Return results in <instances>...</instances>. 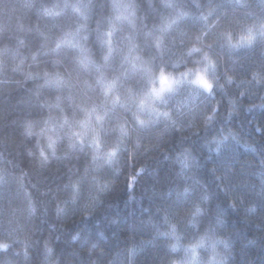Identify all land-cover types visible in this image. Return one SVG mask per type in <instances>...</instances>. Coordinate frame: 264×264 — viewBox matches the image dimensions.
I'll return each mask as SVG.
<instances>
[{
  "label": "clouds",
  "instance_id": "obj_1",
  "mask_svg": "<svg viewBox=\"0 0 264 264\" xmlns=\"http://www.w3.org/2000/svg\"><path fill=\"white\" fill-rule=\"evenodd\" d=\"M259 3V12L250 11V4L239 8L243 19L235 25L210 20L213 14L201 11L195 16L203 23L201 31L183 42V50L174 51L173 33L194 16L180 0H0V103L10 105L5 127L17 134L14 144L29 164L18 179L54 164L68 168L59 189L63 198L41 193L38 202L26 200L25 210L35 216L38 204L50 197L61 217L86 197L90 204L80 211L89 215L115 183L106 173L119 174L125 160L159 148L168 133L189 140L213 127L221 115L218 95L240 84L220 72L223 58L206 46L202 33L214 35L227 53L248 47L241 37L249 35V28L253 44L264 41L259 27L264 0ZM262 71L253 70L247 83L264 86V80L253 79V73ZM260 99L264 105V96ZM232 101L226 120L235 112ZM234 136L239 140L231 127L221 126L204 146L219 153L218 148L236 142ZM80 160L82 171L68 167ZM172 162L179 165L174 171L176 197L162 202L145 222L165 249L160 264H231V241L209 219L210 197L197 194L186 180L195 173L199 157L184 147ZM28 239L25 234L26 261L31 255ZM0 243L8 245L2 253L12 247L7 238ZM132 245L131 252H122L123 264H140L137 245ZM42 256L43 264H76L61 259L47 240ZM104 264H111L108 254Z\"/></svg>",
  "mask_w": 264,
  "mask_h": 264
},
{
  "label": "trees",
  "instance_id": "obj_2",
  "mask_svg": "<svg viewBox=\"0 0 264 264\" xmlns=\"http://www.w3.org/2000/svg\"><path fill=\"white\" fill-rule=\"evenodd\" d=\"M180 2L194 16L183 21L173 33L174 51L183 50V42L201 31L203 23L195 16L209 7L215 9L210 20L219 19L222 24L235 25L243 19L233 0ZM247 3L253 12H259L262 7L259 0H247ZM215 39L214 35H209L205 43L212 42L213 50L223 58L220 72L227 71L240 84V87L228 86L224 96L218 95L219 120L206 132L201 131L199 136L189 140H182L179 133H168L159 148L139 159L125 160L119 174L106 173L115 183L103 197V204L93 207L89 215L80 211L84 204H90L86 197L61 217L55 214V201L48 202L50 197L45 198L42 206L38 204L35 216L25 210L26 200L33 198L38 202L41 193L63 198L64 193L59 189L66 182L68 168L54 164L19 180L21 169L28 171L29 164L14 144L17 134L5 127L4 117L11 113L10 105L0 103V174L4 176V182L0 183V239L12 241L9 251L0 253V264H43L42 249L46 240L61 259L76 264H104L105 254L110 256L111 264H123L122 252H131L133 241L140 264H160L166 255L165 249L162 241L155 239L154 229L145 222L162 202L175 199L174 171L179 165L172 161L184 147L192 148L199 157V165L191 178H186L187 183L197 194L210 197L206 205L209 219L231 241V264H264V167L261 166L264 161V107H260L264 86L254 87L247 83L253 70L264 69V44L255 42L252 47L227 53L214 42ZM241 91L245 93L243 96H240ZM15 98L16 94L12 93L11 101ZM229 99L236 101L235 112L226 120ZM221 126L236 131L239 143L229 142L217 153L204 143ZM165 154L169 159H165ZM83 166V160L68 165L81 171ZM252 206L256 211H247ZM25 234L29 237L27 244L31 254L27 261L23 256ZM77 234L79 238L73 241Z\"/></svg>",
  "mask_w": 264,
  "mask_h": 264
},
{
  "label": "snow or ice",
  "instance_id": "obj_3",
  "mask_svg": "<svg viewBox=\"0 0 264 264\" xmlns=\"http://www.w3.org/2000/svg\"><path fill=\"white\" fill-rule=\"evenodd\" d=\"M234 4L237 5L239 8H248L250 7V5L247 3V0H233ZM199 7V5H197ZM209 15L213 14L215 12V9L212 7H209ZM204 19H206V17H204ZM261 32L260 34L262 36H264V22L260 23L259 25ZM249 35L247 37H241V40L248 46V47H252L253 45V40L254 37L252 35L253 29L249 28L248 29ZM202 35L204 36V38L206 39L209 35L207 32L202 33ZM231 38L229 37V42H230ZM262 44H264V41H262ZM206 46L211 48L213 46L212 42L206 43ZM232 47H238L237 45H232ZM227 72V71H226ZM166 78L162 77V81L165 80ZM229 79H231V77H229ZM253 79L256 80H264V71L259 72V73H253ZM56 83H59V81H56ZM240 95H244V93L242 92ZM233 104H235V101H232ZM260 107H264V105H260ZM231 115V113L229 114ZM234 140H236L237 143H239V140L234 136L233 137ZM246 147L251 148V146L246 145ZM251 150L255 151L254 148H251ZM217 151L219 152L220 149L218 148ZM4 182V178L0 177V183ZM206 198V197H205ZM235 205H233L234 207ZM11 222V221H10ZM8 247L7 244H3L0 243V250L6 249ZM93 247H95V245H93ZM195 247H197L196 245H193V249H195ZM2 253V252H0Z\"/></svg>",
  "mask_w": 264,
  "mask_h": 264
}]
</instances>
